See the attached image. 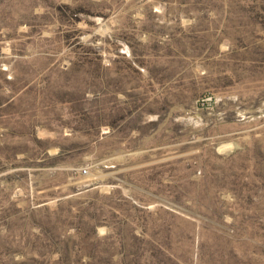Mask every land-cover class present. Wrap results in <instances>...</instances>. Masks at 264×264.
I'll list each match as a JSON object with an SVG mask.
<instances>
[{"label":"rangeland","instance_id":"obj_1","mask_svg":"<svg viewBox=\"0 0 264 264\" xmlns=\"http://www.w3.org/2000/svg\"><path fill=\"white\" fill-rule=\"evenodd\" d=\"M0 264H264V0H0Z\"/></svg>","mask_w":264,"mask_h":264}]
</instances>
